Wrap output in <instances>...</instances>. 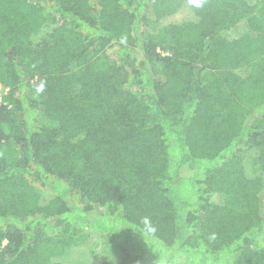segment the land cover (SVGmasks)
I'll return each mask as SVG.
<instances>
[{
  "label": "trees",
  "instance_id": "obj_1",
  "mask_svg": "<svg viewBox=\"0 0 264 264\" xmlns=\"http://www.w3.org/2000/svg\"><path fill=\"white\" fill-rule=\"evenodd\" d=\"M0 264H264V0H0Z\"/></svg>",
  "mask_w": 264,
  "mask_h": 264
},
{
  "label": "rangeland",
  "instance_id": "obj_2",
  "mask_svg": "<svg viewBox=\"0 0 264 264\" xmlns=\"http://www.w3.org/2000/svg\"><path fill=\"white\" fill-rule=\"evenodd\" d=\"M184 17V13L183 12H180V13H178L175 17H174V19L175 20H180V19H182Z\"/></svg>",
  "mask_w": 264,
  "mask_h": 264
}]
</instances>
